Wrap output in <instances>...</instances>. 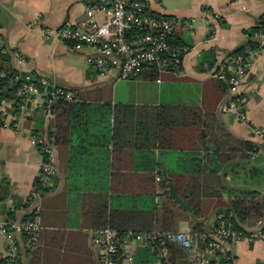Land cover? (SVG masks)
I'll list each match as a JSON object with an SVG mask.
<instances>
[{
	"label": "crops",
	"instance_id": "obj_1",
	"mask_svg": "<svg viewBox=\"0 0 264 264\" xmlns=\"http://www.w3.org/2000/svg\"><path fill=\"white\" fill-rule=\"evenodd\" d=\"M113 1L0 0L2 49L11 60L7 66L77 93L79 104L85 106L79 121L58 123L57 146L49 141L56 175L39 200L38 245L29 252L21 241L20 264H100L90 231L109 215L116 222H144L152 193L157 195L155 203L163 200L154 176L175 185L171 175L193 173V159L206 168L210 156L206 140L210 139L217 156L218 148L226 152L224 134L256 144L259 151L250 161L236 160L227 167L221 162L220 174L206 168L204 201L208 207L231 199L264 204V147L252 130L264 131V53L254 61L244 86L250 125L222 114L221 107L231 97L214 77L219 62L234 54L246 41L245 31L259 23L264 0H149L152 15L190 23L178 26L172 39L188 52L179 70H145L132 80L101 75L88 62L95 55L92 49L77 52L55 36L44 35L90 19L104 25ZM34 117L22 121L19 130L0 127V192L2 185L6 187L1 221L12 212L15 223L21 224L32 213L27 203L44 163L32 137L42 135L49 140L54 119L51 114ZM194 212L195 207L186 213ZM215 213L210 211L199 221L203 230L218 226ZM227 214L219 210L221 217ZM192 222L189 218L181 222L178 232L193 228ZM262 225L264 216L252 217L242 227L251 233ZM8 248L0 231V262L7 259ZM229 248L235 264H264V242L240 241ZM183 253L176 264H192ZM150 259L146 245L136 240L121 264H150Z\"/></svg>",
	"mask_w": 264,
	"mask_h": 264
},
{
	"label": "built area",
	"instance_id": "obj_2",
	"mask_svg": "<svg viewBox=\"0 0 264 264\" xmlns=\"http://www.w3.org/2000/svg\"><path fill=\"white\" fill-rule=\"evenodd\" d=\"M183 24L190 23L152 15L149 12V0L132 3L130 0H114L110 19L104 25L90 19L81 25H66L44 35L47 38L55 36L77 52L85 48L92 49L95 55L89 57L88 62L101 75H115L117 80H132L149 68L157 72L181 68L188 49L174 44L172 39L177 27ZM260 38V47L250 51L247 56H229L220 61L214 76L231 97L221 107L222 114L232 115L245 125H250V120L246 112L248 98L244 86L254 61L264 53V37ZM4 46L5 40L0 32V48ZM7 76L8 73L0 71V79ZM13 81L18 84V105L14 107L13 102L10 105L0 104V127L3 129L19 130L22 121L37 114H49V109L58 102L74 103L78 100L77 93L57 87L40 75H18ZM252 130L264 147V131L256 128ZM32 144L40 147L44 155L41 174L28 201L33 218L17 224L1 221L0 213V231L9 245L6 264H20L18 255L22 240H26L24 243L28 248L37 247L41 233L39 200L49 190L50 181L56 175V157L49 140L42 135H35ZM161 181L162 177L157 175L156 182ZM8 225L12 231L8 230ZM90 236L93 247L99 253L100 264H121L128 246L136 240L143 241L153 251L154 245H157L160 259L157 264H162L161 259L167 257L168 241L178 244L192 264H211L212 258L217 255L223 264H235L229 244L240 241L249 244L264 242V225L251 233L228 228L225 224L211 230L187 228L171 234L120 233L107 227L91 230Z\"/></svg>",
	"mask_w": 264,
	"mask_h": 264
},
{
	"label": "trees",
	"instance_id": "obj_3",
	"mask_svg": "<svg viewBox=\"0 0 264 264\" xmlns=\"http://www.w3.org/2000/svg\"><path fill=\"white\" fill-rule=\"evenodd\" d=\"M142 0H130V2H136ZM244 35L246 36V41L243 45L231 56H247L250 51H254L260 47L261 38L264 37V15L260 18L259 23L253 29L245 31ZM10 57L5 53V50L0 48V71L8 73V76L4 79H0V104L4 101L13 102L14 107L18 105V99L16 96L18 84L13 81L14 78L18 75H21L17 71H14L7 66L10 63ZM149 71L155 72L156 70L149 68L146 69ZM23 76V75H21ZM222 84V83H221ZM224 87V85L222 84ZM225 91L226 88L224 87ZM79 97L77 102L74 103H65L58 102L49 109V114H51L54 119L51 122L48 129L49 141L52 145L57 146L60 140V134L58 133V123L64 120H80V110L85 106L79 104ZM36 116V115H35ZM36 119L32 117L29 121ZM39 118V117H37ZM60 131H62L60 129ZM40 133V132H35ZM227 139L224 144L226 152L223 153L220 148H218L217 157L220 162H222L226 167L229 164H232L234 161L245 162L250 161L251 158L258 153L259 146L256 144L231 139L229 135L224 134L223 136ZM194 163V172L193 173H180L176 174L178 176L171 175L175 185L177 186L181 196L191 202V205L195 207V212L191 216L185 211L178 208L174 203V200L170 197L168 193V181L167 179L162 178V181L158 183L161 190L162 201L160 203H155V197L157 195L152 193L150 196L152 199L147 201L149 210L146 213V220L139 223H121L116 222L109 215L105 220L100 223L97 229L110 227L119 231L120 233H125L128 231H133L139 234H171L178 232L179 225L181 222L186 219L193 220V229L196 231H202L203 223L199 222L204 218L210 211L216 212L217 223L220 227L222 224H225L226 227L238 230L245 231L242 225L252 217L261 218L264 216V204L256 202L255 200L250 199H231L228 202L224 203L223 201H217L216 203L211 204V207H208L206 201L203 199V184L202 178L207 173L206 168L202 165L201 161L197 158L193 159ZM214 175V174H213ZM154 180L156 178L154 176ZM6 187L1 186L0 192V213L2 209V203L6 197ZM159 196V195H158ZM159 196V197H160ZM29 205V202L27 203ZM219 210H225L228 212L227 215L220 216ZM33 214L31 213L23 223L32 220ZM6 222H16L14 213L9 212L6 214ZM215 227V228H217ZM8 230L12 231L11 227L8 225ZM26 240H24L25 242ZM26 244V243H25ZM154 251L146 247V252L150 256L149 263L155 264L159 259V249L157 245H154ZM36 248V247H35ZM29 252H32L33 248H28ZM183 249L175 243L170 241L167 242V257L161 259L162 264H176L178 259L184 257ZM0 264H6V260L0 262ZM211 264H223L219 258V255L212 258Z\"/></svg>",
	"mask_w": 264,
	"mask_h": 264
},
{
	"label": "water",
	"instance_id": "obj_4",
	"mask_svg": "<svg viewBox=\"0 0 264 264\" xmlns=\"http://www.w3.org/2000/svg\"><path fill=\"white\" fill-rule=\"evenodd\" d=\"M207 148L210 151L209 159L205 162V166L210 173L220 174L223 169V164L219 161L216 156V148L211 145L210 139L206 140ZM211 162V165L208 162ZM168 193L170 197L174 200V203L178 205V207L186 212H193L194 207L191 206V202L187 199L182 198L179 193L177 187L169 180L168 182Z\"/></svg>",
	"mask_w": 264,
	"mask_h": 264
}]
</instances>
